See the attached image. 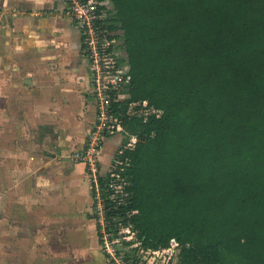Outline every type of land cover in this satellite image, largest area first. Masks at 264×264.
I'll return each instance as SVG.
<instances>
[{"label":"trees","instance_id":"obj_1","mask_svg":"<svg viewBox=\"0 0 264 264\" xmlns=\"http://www.w3.org/2000/svg\"><path fill=\"white\" fill-rule=\"evenodd\" d=\"M95 1L131 74L113 112L137 136L115 168L127 195L99 178L116 256L176 239L180 264H264V0ZM145 100L161 113L128 114Z\"/></svg>","mask_w":264,"mask_h":264},{"label":"crops","instance_id":"obj_2","mask_svg":"<svg viewBox=\"0 0 264 264\" xmlns=\"http://www.w3.org/2000/svg\"><path fill=\"white\" fill-rule=\"evenodd\" d=\"M82 37L65 12L64 0H0L1 104L5 115L12 113V121L19 123L15 133L24 145L21 156L30 155L25 166L18 163L14 199L8 191L11 212L17 213H13L15 224L8 232L37 238L54 233L58 227H43L39 218L51 223L55 217L51 212L58 204L76 201L81 206V225L71 227L64 246L74 250L71 264H116L102 249L86 166L71 156L86 144L97 120L92 68ZM41 106L45 109L40 110ZM123 141L120 134L106 138L101 154L103 172L109 171ZM22 202L28 204L25 212ZM23 212L30 221H25ZM38 244L34 249H40ZM31 261L46 262L34 256Z\"/></svg>","mask_w":264,"mask_h":264},{"label":"built area","instance_id":"obj_3","mask_svg":"<svg viewBox=\"0 0 264 264\" xmlns=\"http://www.w3.org/2000/svg\"><path fill=\"white\" fill-rule=\"evenodd\" d=\"M65 12L75 21L83 35V45L86 55L89 58L93 73V96L98 106V117L94 124V128L89 133L86 144L74 151L71 156L85 164L86 170L93 184L96 186L97 208L95 215L96 220L102 225L103 238L106 248L112 247L115 250L113 242L110 240L112 233L108 230V222L105 217L104 204L100 194L99 178L106 173L103 172L101 165V154L103 143L109 134L118 132L121 129L125 131L127 136L130 134L124 129L121 121L114 115V103L120 102L125 96L124 88L131 82V74L127 68L121 67L120 59L122 51L112 48L113 39H109L104 35V30L100 24L103 13L100 12L99 5L95 0H64ZM115 90L118 92L116 93ZM123 93V95H121ZM135 104V105H134ZM148 101L132 102L128 110V114L149 115L151 112L161 113V110L148 108ZM144 109L143 113H139ZM137 142V136L131 134L129 139L120 147L119 153L112 160L111 172L113 178L109 186L114 188L117 193L126 196L123 193L124 179L119 172H116L117 165H121L124 161L119 154L125 149L134 148ZM124 169V168H122ZM115 179H121L123 182H113ZM94 188V186H93ZM95 202V198H94ZM129 230V229H126ZM122 229V231H126ZM174 242V243H173ZM178 248L176 239H172L169 247L160 249H147L153 255L161 256L162 252H169L173 248ZM146 251V250H143ZM117 263V262H116ZM118 264V263H117ZM121 264V261L119 262Z\"/></svg>","mask_w":264,"mask_h":264},{"label":"rangeland","instance_id":"obj_4","mask_svg":"<svg viewBox=\"0 0 264 264\" xmlns=\"http://www.w3.org/2000/svg\"><path fill=\"white\" fill-rule=\"evenodd\" d=\"M91 83L93 85V73L91 77ZM27 90L32 91V88H29ZM121 95H123V93H121ZM1 103L2 100L0 94V264H31V258L33 256L34 258L39 257L41 261H46L45 264H71L74 250H71L67 248V246H64L68 239H70L71 232L69 231L73 229H71V227L81 225V206L79 208L76 204V201L71 202L70 200H66L67 203L69 202L68 204L65 202L58 204L56 206V209L52 210L51 212L52 216H55L54 218H52L51 223L43 222L46 221V219L43 217L39 218V222H42L39 223V225H42L43 227H58V229H56L54 233H43V237L40 236L39 238H37L36 236H31V234H20L19 236L21 237H19L18 234H13L11 232L10 234L8 232L11 231L9 229L10 226L12 227V225L15 224L14 220H12V217L15 218L14 215H17L16 212L14 213V210H12L11 212L12 205L8 203V191L10 197H13L14 199L15 193H17V188L15 185L16 178L18 177L17 174L19 172L17 166H19V164L25 166V162H27V159L30 155H28V157L21 156L23 154L22 150L24 148V145L21 144V137L19 136V134L15 133V130L19 128V123L17 121H12L11 108V114L5 115L6 109L5 107L4 109L2 108ZM95 105L97 113L96 116L98 117V106L97 104ZM44 109L45 106H41L40 110ZM143 111L144 109L140 110L139 113H143ZM9 125L10 132L8 133ZM93 128L94 125L89 133H91ZM114 134L121 135L122 141L124 139V141L121 143V146H123L124 143H126L125 140L127 138V134L125 133V131L121 129L120 131H116L113 134L109 135ZM120 147L117 149L116 154L119 153ZM116 154L114 156H116ZM22 204L25 207L22 210L24 211L28 207V204L24 202H22ZM45 210L46 208H44L43 206L42 213H45ZM95 210L96 209L93 208L92 211L95 213ZM24 212L22 214V217L25 218V221H30L28 219L27 213L25 214ZM33 238L35 240H33ZM18 241L24 242L25 245L24 243L22 244ZM37 243L39 244L36 247H39V250L34 249ZM51 243H53L54 247L50 246ZM104 246L106 247L105 244ZM104 246L102 245V249L104 248ZM143 250L144 249L140 248V250H138V253L140 254L142 262L144 261V264H180L179 248L177 247L169 250V252H162L161 256L153 255L152 253H149L148 250ZM109 251L114 256L118 264L120 261L121 264L124 263L122 259L123 257L116 256V252L112 247H110ZM27 256H30V260L26 259Z\"/></svg>","mask_w":264,"mask_h":264}]
</instances>
